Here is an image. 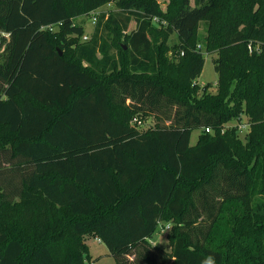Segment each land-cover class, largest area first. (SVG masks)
Returning a JSON list of instances; mask_svg holds the SVG:
<instances>
[{
    "label": "trees",
    "instance_id": "trees-1",
    "mask_svg": "<svg viewBox=\"0 0 264 264\" xmlns=\"http://www.w3.org/2000/svg\"><path fill=\"white\" fill-rule=\"evenodd\" d=\"M164 1L0 0V264H264V0Z\"/></svg>",
    "mask_w": 264,
    "mask_h": 264
},
{
    "label": "rangeland",
    "instance_id": "rangeland-1",
    "mask_svg": "<svg viewBox=\"0 0 264 264\" xmlns=\"http://www.w3.org/2000/svg\"><path fill=\"white\" fill-rule=\"evenodd\" d=\"M161 4L162 8H165L167 2L164 0H158ZM117 11L115 4H106L96 11L90 13L89 15L79 16L76 18V21L80 22L84 27V35L87 36V39L93 33L94 25L92 24L91 18L95 15L97 18L99 14H109L111 12ZM134 21H132L128 30L134 28ZM205 33V27L203 24H200L198 29V34L203 35ZM82 36V40H83ZM120 40H122L120 38ZM84 41V40H83ZM176 42L174 35H172L169 39L168 45H173ZM114 51L117 53V49L114 48ZM171 54H168L170 57ZM204 65L200 75L196 78V83L200 88H203L206 85H209L208 91L214 93L216 90V82H217V73L214 68V59L216 58L215 54H206L204 53ZM201 91H198V95H201ZM247 118L245 115H241V119L238 122L228 121L224 126L233 127L236 125L237 128V137L244 142L245 141V133L247 131L246 126ZM156 124V119L152 116L145 118L142 123L139 125L138 129L140 131H146L149 129H154ZM202 132L201 130H194L191 134V144H195L198 135ZM205 132H209V130H205ZM4 135L3 132H0V136ZM151 241L156 242V245L161 247L164 250H169L168 241H167V229L165 226H159L156 232L150 239ZM86 245L88 246L89 251V259L88 264H115L114 259L109 255L108 249L106 246L97 238L88 237L85 240ZM152 244V243H151ZM131 260V258H130Z\"/></svg>",
    "mask_w": 264,
    "mask_h": 264
},
{
    "label": "clouds",
    "instance_id": "clouds-1",
    "mask_svg": "<svg viewBox=\"0 0 264 264\" xmlns=\"http://www.w3.org/2000/svg\"><path fill=\"white\" fill-rule=\"evenodd\" d=\"M172 226L173 225L169 223L167 225V228L170 230L172 228ZM150 243H152L153 246L155 247L156 242L150 241ZM200 264H216L215 257L212 255L205 256L203 259H201Z\"/></svg>",
    "mask_w": 264,
    "mask_h": 264
},
{
    "label": "built area",
    "instance_id": "built-area-1",
    "mask_svg": "<svg viewBox=\"0 0 264 264\" xmlns=\"http://www.w3.org/2000/svg\"><path fill=\"white\" fill-rule=\"evenodd\" d=\"M91 21H92V24H95V22H96V17H95V15L91 18ZM48 29L51 30V31H52V30H56V29H57V25H55V26H48ZM83 40H84V41L87 40V36H83ZM249 49H250V46H249ZM135 122H136V124H138V125L141 124V122L136 121V120H133L132 123H135ZM165 229L168 230L167 225H165Z\"/></svg>",
    "mask_w": 264,
    "mask_h": 264
},
{
    "label": "water",
    "instance_id": "water-1",
    "mask_svg": "<svg viewBox=\"0 0 264 264\" xmlns=\"http://www.w3.org/2000/svg\"><path fill=\"white\" fill-rule=\"evenodd\" d=\"M59 55H62L61 51H59Z\"/></svg>",
    "mask_w": 264,
    "mask_h": 264
},
{
    "label": "crops",
    "instance_id": "crops-1",
    "mask_svg": "<svg viewBox=\"0 0 264 264\" xmlns=\"http://www.w3.org/2000/svg\"><path fill=\"white\" fill-rule=\"evenodd\" d=\"M151 241V240H150Z\"/></svg>",
    "mask_w": 264,
    "mask_h": 264
}]
</instances>
